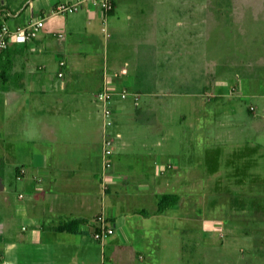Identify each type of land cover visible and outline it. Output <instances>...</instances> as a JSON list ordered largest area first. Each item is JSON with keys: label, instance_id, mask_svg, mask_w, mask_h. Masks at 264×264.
Masks as SVG:
<instances>
[{"label": "crops", "instance_id": "obj_1", "mask_svg": "<svg viewBox=\"0 0 264 264\" xmlns=\"http://www.w3.org/2000/svg\"><path fill=\"white\" fill-rule=\"evenodd\" d=\"M0 1L11 29L45 19L36 39L25 44L10 40L0 56V264H141L149 256L124 242L135 240L139 246L159 250L162 236L157 235L154 244L149 242V236L158 233L156 223L177 218L190 224L183 227L184 234L196 224L197 232L208 234V224L213 223L215 231L223 225L202 219L203 207L214 210L220 203L221 213L231 219L253 220L261 213L262 204L252 196L257 189L248 190L261 182L251 166L253 142L234 141L243 148L236 147L240 153L221 169L218 136L217 151L205 156L199 147H186L187 128L192 125L179 126L183 136L178 146L183 153L173 154L174 142L167 138L168 120L162 113L168 107L162 98L171 96L172 89L188 78L174 75L170 65L197 61L189 58V51L180 52L181 47L198 54L204 49L206 63V5L186 0H115L114 10L105 16L98 6L86 2L74 14H53L58 4L83 0ZM221 10L214 9L216 30L224 17ZM233 13L237 15V10ZM238 15L235 29L249 35V25L241 18L245 13ZM190 34L197 37L192 40ZM244 56L249 60L248 52ZM242 59L243 55V64ZM61 61L65 66L59 65ZM202 62L199 58L198 64ZM259 62L264 68V60ZM104 87L115 116L108 130L114 153L105 190L104 119L96 99ZM218 126L223 128L224 121ZM165 133L164 143L159 137ZM194 137L197 142L206 140L201 132ZM22 168L26 172L18 179ZM167 196H176L177 203L170 205L171 200L160 210V199ZM102 215L115 231L104 246L93 241L89 228ZM62 227L74 232L61 231ZM229 231L239 232L234 226ZM248 233L242 231L240 240L249 239ZM197 240H193L195 251ZM227 245L220 248L221 261L213 264H227L222 262ZM234 251L237 257L240 252ZM206 255L200 264H207Z\"/></svg>", "mask_w": 264, "mask_h": 264}, {"label": "rangeland", "instance_id": "obj_2", "mask_svg": "<svg viewBox=\"0 0 264 264\" xmlns=\"http://www.w3.org/2000/svg\"><path fill=\"white\" fill-rule=\"evenodd\" d=\"M186 1L190 4L201 2L208 8L206 10L208 29L205 33L206 63L202 62L205 58L204 52L202 53L204 49H201V54H198V50L194 53L195 49L191 48L190 50L188 47H181L180 52L185 54L189 51V54L187 53L189 58L193 60L196 58L197 61H192L191 64L174 63L170 65V69L176 72L174 75L178 77L187 76L188 78H186L185 83L183 82L180 86L172 89L171 96L162 98L166 104L164 106L168 107L167 113H162L168 120L166 126L171 134H168L167 138L174 142L173 154H181L183 153L182 145L178 146V141L183 136L179 129L180 124L192 125L194 128L197 125H202L200 131L187 128L189 132L185 137L186 147L196 150L199 147L201 155L205 156L204 153L213 155V151L215 149V152L217 151L218 145L215 138L218 136L217 140L222 142L219 149L222 157L221 169L229 167L234 153H240L236 147L243 148L242 145L237 146L233 142L241 138L249 139L256 145L252 151V170L259 176L261 182L259 181V184L257 182L255 187H250L248 190L257 189L252 196L259 200L263 209L261 213H256L255 217H251L253 220L241 217L231 219L221 213L223 211L222 208H219L220 203L214 202L218 204L215 209L203 207L201 217L204 220L221 223L226 227L224 229L222 226L221 229L215 231L212 227L213 223H210L208 230L211 229V231L209 230L208 234L205 232L203 234L196 231V224V226L192 225L195 226L193 231L184 234L183 227H190L189 222H182V220L174 218L167 220V223H160L159 225L156 223L158 233L149 236L150 244L155 243L154 238L157 235L164 238V244L162 243V248L159 250L139 246L135 244V240L124 243L128 247L132 246L130 248H134L135 251L143 252L149 256L141 261V264H200V260L204 258L205 254H208L205 256L207 264H213L214 261H221V257L218 256L222 253L221 246L225 244L228 245L223 251L225 253L222 259L223 263L264 264V68L263 65H259V61L264 60V56L256 59L258 52L264 54V0ZM216 7L222 9L221 13L224 14L217 26L218 31L213 28V22L216 20V12L214 11ZM232 10L234 12L237 10V15L242 11L245 13L241 18L245 20V25H249L247 29V32L250 31L249 35L235 29L237 26L235 19L238 20L239 15H234ZM251 19H255L256 22L253 23ZM240 27L242 25H239ZM214 30L218 32V37ZM194 34H190L192 40L197 37ZM247 52L250 55L249 60L244 56ZM242 55L243 64L240 63ZM199 58L202 62L201 65L198 64ZM203 74L206 79L204 81H202ZM200 75L201 80L199 79ZM178 77L176 82L180 80ZM204 85L205 87L202 89ZM219 91L222 95H218ZM197 95L201 96L198 97ZM196 107L200 110L197 111ZM251 107L254 110L249 113L248 108ZM222 120L224 127L219 128L218 123ZM251 120L253 121L252 125H245L246 121ZM196 132H201L206 140L197 142L194 137ZM165 136L166 133L160 136L159 140L165 143V139H162ZM227 159L229 160L227 161ZM171 214L175 215L174 213ZM232 226H234L235 231L239 232L229 231ZM242 231L249 232V239L240 240ZM198 235L201 238L197 240ZM195 239L197 240L196 245H198L196 251L192 248ZM234 249L240 252L237 257ZM215 250L214 256H211L209 253H213ZM108 256V252H104L103 257L108 258Z\"/></svg>", "mask_w": 264, "mask_h": 264}, {"label": "built area", "instance_id": "obj_3", "mask_svg": "<svg viewBox=\"0 0 264 264\" xmlns=\"http://www.w3.org/2000/svg\"><path fill=\"white\" fill-rule=\"evenodd\" d=\"M91 3L100 8L105 16L109 15L115 7V0H83L75 4L61 3L58 4L54 10L53 14L56 15H69L74 14L79 11L83 3ZM7 15L4 12L3 4L0 1V56L7 49L8 43L10 40H15L19 44H25L31 42L38 37L40 31L45 26V19H33L27 25L23 27H18L16 29H11L6 21ZM103 32L106 33V27L103 28ZM61 67L65 66V61L59 63ZM115 76H118L115 74ZM59 77H62V73L59 74ZM1 84V80H0ZM127 93H122V98L125 99ZM96 99L102 104V113L104 119V128H103V174L101 176L102 187L105 190L107 188L106 176L112 167V156L114 149V140L110 136L108 130L113 126L115 116L114 111L111 106L110 95L107 88H103L96 95ZM137 99V98H136ZM251 110L254 109L251 107ZM26 170L24 168L19 170L18 179L21 178V175L25 174ZM91 231V237L94 242L101 245L105 243L115 234L112 223L105 217L101 216L90 224L89 226Z\"/></svg>", "mask_w": 264, "mask_h": 264}, {"label": "trees", "instance_id": "obj_4", "mask_svg": "<svg viewBox=\"0 0 264 264\" xmlns=\"http://www.w3.org/2000/svg\"><path fill=\"white\" fill-rule=\"evenodd\" d=\"M248 110H249V113H252V110H251V108H248ZM171 200H174L173 202H170ZM169 202H170V205L172 204V205H174L175 203H177V198H176V196L175 197H173V196H167V197H163V198H161L160 199V210H163V209H165V207L166 206H170L169 205ZM75 225H77L76 223H75ZM61 231H70V232H74V230L73 229H71V228H67V227H62L61 229H60Z\"/></svg>", "mask_w": 264, "mask_h": 264}]
</instances>
